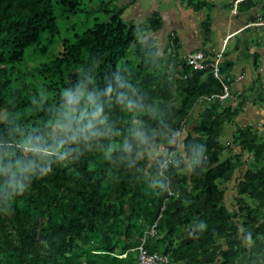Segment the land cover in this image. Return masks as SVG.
I'll list each match as a JSON object with an SVG mask.
<instances>
[{"label": "trees", "instance_id": "obj_1", "mask_svg": "<svg viewBox=\"0 0 264 264\" xmlns=\"http://www.w3.org/2000/svg\"><path fill=\"white\" fill-rule=\"evenodd\" d=\"M135 1L0 0V264H140L160 213L144 247L164 264H264V125L207 99L221 80L157 42L159 12L126 20Z\"/></svg>", "mask_w": 264, "mask_h": 264}, {"label": "crops", "instance_id": "obj_2", "mask_svg": "<svg viewBox=\"0 0 264 264\" xmlns=\"http://www.w3.org/2000/svg\"><path fill=\"white\" fill-rule=\"evenodd\" d=\"M124 3L133 0H123ZM183 0H137L125 11L128 20L139 24H148L154 12H159L162 27L153 35L161 46H165L171 33L180 37L182 53L204 50L211 57L222 48L225 58L235 61L232 84L234 99L244 101L240 112L242 125L254 123L264 125V105H260L264 92L247 94V89L256 88L261 76L264 81V24H255L251 16H261V4L248 10L237 9L238 0H208L213 7L206 5L200 11L186 6ZM209 14L212 17V36L205 42L201 31V22ZM237 37L234 51L229 49L230 42ZM244 48L243 50H239ZM242 51V53H239ZM251 60V61H249ZM264 88V85H262ZM233 99V100H234ZM236 102V103H237ZM235 103V104H236ZM243 112V114H241ZM255 114L251 120L250 114ZM263 115L261 119H256Z\"/></svg>", "mask_w": 264, "mask_h": 264}, {"label": "built area", "instance_id": "obj_3", "mask_svg": "<svg viewBox=\"0 0 264 264\" xmlns=\"http://www.w3.org/2000/svg\"><path fill=\"white\" fill-rule=\"evenodd\" d=\"M259 21H261L259 19ZM255 22V23H259ZM225 49L222 48L220 51H218L213 57L210 59L207 58V54L203 50H196L192 51L186 54V61L188 65L192 66L196 70H204L207 68L212 69V73L215 75V77L219 78L221 82L223 83V92L221 94H213L208 97H206L209 100H213L214 98H220L222 101L227 100L228 98L234 97L232 95V84L233 79L231 77H225L221 73V62L224 59L225 55ZM162 217V213H160L158 219L156 222L150 226V228L146 231L145 237L143 238V243L141 246H139L140 254H139V261L140 264H164L168 261L167 256L155 252L150 253L147 251V249L144 247L146 238L148 236H154L157 234V226L160 218Z\"/></svg>", "mask_w": 264, "mask_h": 264}, {"label": "rangeland", "instance_id": "obj_4", "mask_svg": "<svg viewBox=\"0 0 264 264\" xmlns=\"http://www.w3.org/2000/svg\"><path fill=\"white\" fill-rule=\"evenodd\" d=\"M117 2H118L120 5L124 3L123 0H117ZM127 9H128V8H127ZM127 9H126V10H127ZM262 13H263V10H262L261 13H259V14H262ZM124 16H125V19L128 20L127 17H126V15H124ZM260 20H261V21H259L258 24H264V18H262V19H260ZM255 24H257V23H255ZM236 42H237V37L234 38V39L230 42V44H229V49H230L231 51H234V46H235ZM243 49H244V48H241V49H239V50H243ZM182 51H183V48L181 49V52H182ZM239 53H242V51H239ZM249 61H251V60H249ZM29 62H30V64H33V61L30 60ZM260 78H261V80L258 81V83H257V87H256V88L247 89V91H246L247 94L250 95V94H252L253 92H257V93L264 92V88L262 87V85H264L263 77L261 76ZM236 102H237V101H236ZM236 102H235V103H236ZM235 103H233V104H235ZM237 104H238V102L235 104V106H237ZM260 105H264V103L262 102ZM242 111H243V109H242ZM241 114H243V112H242ZM240 116H241V115H240ZM240 116H239L237 122L241 124L242 122L240 121ZM257 116H259L258 118H256V119H258V120L261 119V118L263 117V115H257ZM250 117H251V120H255V119H254V118H255V114L251 113V114H250ZM252 124H254V123H252ZM254 125H255V124H254ZM235 129H236V127H234L233 125L229 126V129L227 130V133L224 135V137H223L222 139H225L226 141L232 139V137H233V132L235 131ZM235 149H236L237 151H240V147H235ZM246 156L248 157V154H246ZM246 156H245V157H246ZM247 168H248V166H247V165H244V166L242 167L241 171H242V170H243V171H246ZM240 173H241L240 171L237 172L236 178L240 176ZM235 180H236V179H235ZM230 186H231V187L229 188V190H228V192H227V195H226V203H227V205H228L229 207H234V206L236 205V203H235V198H234V191H235L236 181H233V182L231 183Z\"/></svg>", "mask_w": 264, "mask_h": 264}]
</instances>
